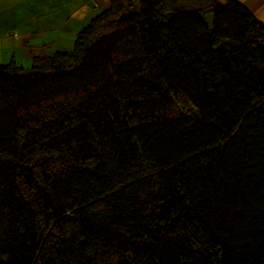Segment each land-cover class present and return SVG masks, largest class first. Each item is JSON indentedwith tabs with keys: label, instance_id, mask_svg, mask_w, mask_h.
Listing matches in <instances>:
<instances>
[{
	"label": "trees",
	"instance_id": "obj_1",
	"mask_svg": "<svg viewBox=\"0 0 264 264\" xmlns=\"http://www.w3.org/2000/svg\"><path fill=\"white\" fill-rule=\"evenodd\" d=\"M0 264H264L261 22L109 0L71 50L0 63Z\"/></svg>",
	"mask_w": 264,
	"mask_h": 264
},
{
	"label": "rangeland",
	"instance_id": "obj_2",
	"mask_svg": "<svg viewBox=\"0 0 264 264\" xmlns=\"http://www.w3.org/2000/svg\"><path fill=\"white\" fill-rule=\"evenodd\" d=\"M108 4L109 0H0V63L28 69L34 56L71 50L76 31ZM30 6L32 15L26 16ZM20 13L23 17L15 18ZM206 20L210 23L211 15Z\"/></svg>",
	"mask_w": 264,
	"mask_h": 264
},
{
	"label": "crops",
	"instance_id": "obj_3",
	"mask_svg": "<svg viewBox=\"0 0 264 264\" xmlns=\"http://www.w3.org/2000/svg\"><path fill=\"white\" fill-rule=\"evenodd\" d=\"M236 1H238L243 6H245L252 13V15L255 17V19L261 22V24L263 25V28H264V0H236ZM221 2H223V1H221ZM78 4H80V3H78ZM78 4H76V5H78ZM37 6L38 5L35 4V7H37ZM39 6H41V5L39 4ZM1 12H2V10H0V18L2 15ZM39 12H41V9H39L38 13ZM15 13H16V11H15ZM22 13H25V12H22ZM22 13L18 14L19 16L15 17V18H22L23 17ZM30 14H31V6H30V11L29 10H28V12L26 11V16H30ZM29 19H30V17H29ZM43 19L44 18L41 17V18H35L34 20L36 22H39V20H43ZM79 29L76 31V33L79 31ZM30 31H31V28H30V30L28 29L27 32H30ZM60 49L64 50L63 48H60ZM54 51H56V50H54Z\"/></svg>",
	"mask_w": 264,
	"mask_h": 264
}]
</instances>
